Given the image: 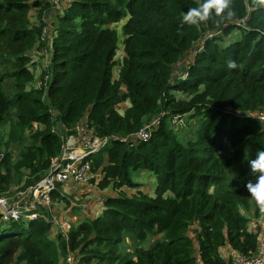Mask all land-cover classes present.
<instances>
[{
    "label": "trees",
    "instance_id": "trees-1",
    "mask_svg": "<svg viewBox=\"0 0 264 264\" xmlns=\"http://www.w3.org/2000/svg\"><path fill=\"white\" fill-rule=\"evenodd\" d=\"M202 2L0 0V197L41 180L79 124L108 140L89 157L95 189L107 193L101 213L53 231L55 204L82 210L57 185L39 218L0 220V264L68 255L76 264H234L225 250L256 254L264 213L245 185L264 150V9L234 0L231 20L184 23ZM233 31L240 39L227 44ZM152 121L144 140L115 139ZM138 171L155 177L154 193L131 179Z\"/></svg>",
    "mask_w": 264,
    "mask_h": 264
},
{
    "label": "built area",
    "instance_id": "built-area-1",
    "mask_svg": "<svg viewBox=\"0 0 264 264\" xmlns=\"http://www.w3.org/2000/svg\"><path fill=\"white\" fill-rule=\"evenodd\" d=\"M51 1L55 6L60 0ZM257 116L260 121L264 119V113H259ZM172 124L175 127H180L183 122L175 116L172 119ZM155 125L156 121H152L141 131L127 139L119 137L115 139L123 142L129 139L144 140ZM86 128L87 125L81 123L76 127L77 134L66 138L61 154L51 162L49 172L41 180L28 188L27 191L17 192L15 200L11 203L7 202L9 204L5 202L4 197H0V220H17L19 218L35 220L39 218L40 215L36 212V207L39 205L51 210V194L59 184L71 182L75 186L87 187L92 184V180H95L96 184L99 178L91 172L92 162L89 157L104 148L108 140L90 136ZM96 204L102 206L103 198L98 200ZM72 205L73 203L70 202V207ZM88 206L89 203L74 207L86 208ZM52 222L59 227L56 218H53ZM60 230L63 229L60 228ZM73 258L72 255L66 256L63 264H76V260ZM232 259L234 264H264V231L259 235L257 252L253 257L245 259L235 255Z\"/></svg>",
    "mask_w": 264,
    "mask_h": 264
},
{
    "label": "clouds",
    "instance_id": "clouds-1",
    "mask_svg": "<svg viewBox=\"0 0 264 264\" xmlns=\"http://www.w3.org/2000/svg\"><path fill=\"white\" fill-rule=\"evenodd\" d=\"M254 3L257 8L264 9V0H254ZM235 15L234 0H203L198 7L189 8L186 11L183 22L199 27L209 20L220 23L223 20H231ZM228 67L236 68L237 65L234 61H229ZM249 163L250 175L255 177V181L249 179L245 187L256 201L259 210L264 213V150H258L256 159Z\"/></svg>",
    "mask_w": 264,
    "mask_h": 264
},
{
    "label": "crops",
    "instance_id": "crops-1",
    "mask_svg": "<svg viewBox=\"0 0 264 264\" xmlns=\"http://www.w3.org/2000/svg\"><path fill=\"white\" fill-rule=\"evenodd\" d=\"M239 38L237 37L236 41H238ZM61 193L63 194L64 197H67L68 201H74V200H89L90 198V202H89V206H90V210L89 209H85V208H81L82 210H78L73 211L70 208L64 209V205L62 204H55L54 205V213H56L55 218L58 220L57 224H59V227H57V229L66 231L68 230V228L71 225L76 226L80 221H82L83 218H85L87 216V214H90L93 217H97L101 211H102V206L101 205H97L96 202L98 200H100L101 198H103V196H105V193H102L100 191H98L97 189H95V194L90 196L89 198L84 197L83 193L81 192L82 190L85 191H89L90 188L87 187L86 188H81L79 186H75L73 183L71 182H66L64 184L61 185ZM81 190V191H80ZM65 191H67V194ZM107 194V193H106ZM95 202V205H94ZM62 207V208H61ZM61 209H64V213L62 212ZM66 210V211H65ZM95 213V215L93 214ZM67 227V228H66ZM54 229H56L55 225L53 226V231ZM52 231L50 238L54 239L55 233ZM263 231H264V226H263ZM229 256L234 257L235 254L229 252L228 253Z\"/></svg>",
    "mask_w": 264,
    "mask_h": 264
},
{
    "label": "rangeland",
    "instance_id": "rangeland-1",
    "mask_svg": "<svg viewBox=\"0 0 264 264\" xmlns=\"http://www.w3.org/2000/svg\"><path fill=\"white\" fill-rule=\"evenodd\" d=\"M62 6H65V3L62 1ZM57 7H58V4H56L55 6H54V9H57ZM31 18H33L34 17V15H31L30 16ZM50 30H52L51 29V27L49 26L48 27ZM117 30L118 31H120V27L118 26L117 27ZM50 36V35H49ZM240 36H241V34L238 32V31H233L232 33H231V35L229 36V38L228 39H226V43L227 44H230V43H233V42H235L236 41V39H237V37H239V39H240ZM37 54L38 55H40V52H35L34 53V55H36L37 56ZM118 55H117V57H120L121 56V47L119 46V50H118V53H117ZM117 59V58H116ZM117 60H120V59H117ZM115 73V72H114ZM114 78H116V76L114 77ZM125 109V107H124V105H121V112L123 111ZM181 133V132H180ZM98 179V178H97ZM131 179L134 181V182H137L138 184H140L141 185V188L143 189V191H145L146 193H150V192H153L154 193V189H155V177L151 174V173H148V172H140V171H138V172H132V174H131ZM86 188V186H81V188ZM88 187L90 188V190L89 191H85V190H80L82 193H83V196L84 197H87V198H89L90 196H92V195H94L95 194V181L94 182H92V184L90 185V186H87V189H88ZM66 193H67V191H65ZM67 194H69V193H67ZM13 195V196H12ZM7 201H6V200ZM4 200H5V202L7 203V202H9V203H11L12 201H14L15 200V195L14 194H9V195H6L5 197H4ZM69 202H72L73 203V205L71 206V207H74V206H79V205H84V204H87V203H89L90 202V198H89V200H85V201H82V200H74V201H69ZM9 203H7V204H9ZM94 205H95V202H94ZM62 208V207H61ZM85 209H89L90 210V206H88V207H86ZM102 209V208H101ZM62 210V212L64 213V209H61ZM66 211V210H65ZM94 215H95V213H93ZM6 225H8V223L7 222H2L1 221V223H0V233L2 232V230H3V228H5L6 227ZM59 231V229H55V232H58ZM224 254H225V257H228V254H227V251L225 250L224 251Z\"/></svg>",
    "mask_w": 264,
    "mask_h": 264
}]
</instances>
